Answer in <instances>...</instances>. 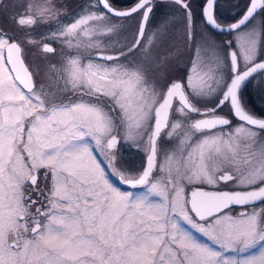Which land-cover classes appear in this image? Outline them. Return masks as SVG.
<instances>
[{
  "label": "snow or ice",
  "instance_id": "1",
  "mask_svg": "<svg viewBox=\"0 0 264 264\" xmlns=\"http://www.w3.org/2000/svg\"><path fill=\"white\" fill-rule=\"evenodd\" d=\"M264 0H0V264H264Z\"/></svg>",
  "mask_w": 264,
  "mask_h": 264
},
{
  "label": "flooded vegetation",
  "instance_id": "2",
  "mask_svg": "<svg viewBox=\"0 0 264 264\" xmlns=\"http://www.w3.org/2000/svg\"><path fill=\"white\" fill-rule=\"evenodd\" d=\"M80 0H68L71 6L78 4ZM246 99H250V107L254 106L257 109H264V100H262L255 88H250L249 93L246 95Z\"/></svg>",
  "mask_w": 264,
  "mask_h": 264
}]
</instances>
